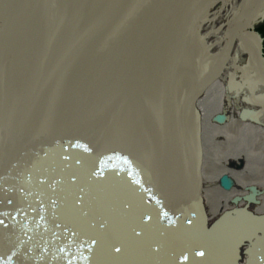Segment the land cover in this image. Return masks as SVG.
I'll return each instance as SVG.
<instances>
[{"label":"bare ground","instance_id":"1","mask_svg":"<svg viewBox=\"0 0 264 264\" xmlns=\"http://www.w3.org/2000/svg\"><path fill=\"white\" fill-rule=\"evenodd\" d=\"M119 3L0 0V264L264 262V0L207 1L162 107L175 21L94 86L135 53L131 29L105 37Z\"/></svg>","mask_w":264,"mask_h":264},{"label":"water","instance_id":"2","mask_svg":"<svg viewBox=\"0 0 264 264\" xmlns=\"http://www.w3.org/2000/svg\"><path fill=\"white\" fill-rule=\"evenodd\" d=\"M119 1V0H118ZM208 0H120V5H119V9L118 11L115 13V15H119L118 18L115 20L118 23V27L117 29L115 28H111L109 29L105 34H107L105 37L110 38V33L116 30H128L131 29V47L129 48V50L134 49L135 53L132 56H127L126 58L121 57L119 62L113 63L112 65H110V61L108 59L107 56H104L103 58H101L99 61V64L97 66L96 69V78H95V85L96 88H99L100 85L103 84H108L109 86H111V82L114 80H117L121 74H122V69L121 67L123 66H127V68H129L130 66H132V63L135 61L133 60L134 57L148 49L151 48L155 43L158 42V40H156V38L160 37V35L163 33V30L165 31L167 24L172 21V22H176L177 25H180V28H184V33L182 35V37H179V34L176 33V37L175 40L179 39L180 43L179 45H175L174 46V50L172 52H170L169 57L167 56V61L165 60L164 65L162 66V68L165 69H169L170 71V78L168 79V81L165 82V80L162 79V75L159 72V76H158V85L156 86L155 89V97H156V101L158 103V107H162L160 102L161 100L165 99V95L168 91H171V86L173 83H175V77L174 75L176 74V64L177 61L180 60L181 55L183 53V49L186 43V40L189 39L190 35H189V31L191 30V28L194 26V23L196 22V19L200 18V16L203 14L206 3ZM118 3V2H117ZM184 4L185 5V11H184V16L183 18H180L179 15L177 14V8L181 5ZM31 10L35 12L34 6L31 7ZM203 16V15H202ZM149 31L152 33V35H155V39H150V40H146L143 38V36H146ZM174 40V41H175ZM104 44H101L100 46V50H102V48ZM184 46V47H183ZM104 52H106L107 50H103ZM226 55V54H225ZM86 62V61H85ZM87 63V62H86ZM105 63L108 65V68L106 69H101V64ZM119 63V64H117ZM110 65V67H109ZM65 77L67 76H76V72L73 69L70 70H66L65 72L62 73ZM92 74V73H91ZM63 75H60L59 77H63ZM103 91V89H100ZM99 89H95L93 90L95 93L100 91ZM72 109H74V107L72 106ZM86 114V113H85ZM85 114H82L81 116L84 118H88ZM81 118V120L83 119ZM78 125V123H76ZM79 127V126H78ZM76 132L78 135H74L75 138H72V134L69 136L71 137V140H69L68 142L70 143V141H73V139H75L79 144H81L83 141V134H82V130L76 129ZM59 137L56 140V142H59L60 139L63 138L61 132L59 133ZM55 136H50L47 137V146L49 144V142L51 141V139H53ZM78 144V145H79ZM83 144V143H82ZM81 148H83V145H80ZM87 146L84 147V150L86 149ZM88 150V149H86ZM94 160V158H93ZM104 160H110V159H104ZM110 161H114V159L110 160ZM133 165V164H132ZM196 173H198V167H199V163H197L196 161ZM133 170H131V172H137L138 169H135V166H132ZM167 179L169 178V175L166 173ZM166 178V177H165ZM164 178V179H165ZM201 179L198 182V186L201 183ZM169 181V179H168ZM167 181V182H168ZM225 184H229L228 180H225L223 182V185ZM199 187H197L196 193H198L199 191ZM171 195H173L172 193L168 194V197H170ZM174 198V195H173ZM171 199V197H170ZM195 200L196 196L194 197ZM169 201V200H168ZM182 206L184 207V211H185V206L182 204ZM181 206V207H182ZM178 206H173L171 204V202H167L165 204H163V208L160 210V217L166 215V213H174L177 212V214H182V211H178L179 208H177ZM185 214H188V217L190 216L191 218V222L192 224H194V220H198L199 222L202 223V220L199 219L200 214L196 211V210H187L185 212ZM184 214V215H185ZM203 223H205V221H203ZM191 226V223L189 222V219L187 220V224ZM253 254L255 255L256 260H258L261 263L264 264V262L262 261V257H260L259 252L258 251H253Z\"/></svg>","mask_w":264,"mask_h":264},{"label":"rangeland","instance_id":"3","mask_svg":"<svg viewBox=\"0 0 264 264\" xmlns=\"http://www.w3.org/2000/svg\"><path fill=\"white\" fill-rule=\"evenodd\" d=\"M261 23H263V21H262ZM261 25L264 27V23L258 25L257 28H256V32H258L259 35H260V37H261V40H262V41H261V43H262V50H263V53H264V34L262 35V33L260 32V31H261V28H262ZM260 26H261V27H260ZM263 31H264V29H263ZM222 216H224V214H223Z\"/></svg>","mask_w":264,"mask_h":264},{"label":"flooded vegetation","instance_id":"4","mask_svg":"<svg viewBox=\"0 0 264 264\" xmlns=\"http://www.w3.org/2000/svg\"><path fill=\"white\" fill-rule=\"evenodd\" d=\"M263 29H264V27L262 26L261 31H260L262 33V35L264 34Z\"/></svg>","mask_w":264,"mask_h":264}]
</instances>
